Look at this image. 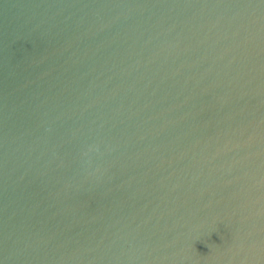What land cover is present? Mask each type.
Segmentation results:
<instances>
[{
    "label": "water",
    "instance_id": "95a60500",
    "mask_svg": "<svg viewBox=\"0 0 264 264\" xmlns=\"http://www.w3.org/2000/svg\"><path fill=\"white\" fill-rule=\"evenodd\" d=\"M0 264H264V0H0Z\"/></svg>",
    "mask_w": 264,
    "mask_h": 264
}]
</instances>
